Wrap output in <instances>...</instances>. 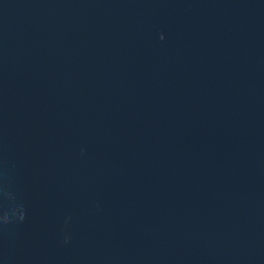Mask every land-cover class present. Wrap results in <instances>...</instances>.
Returning a JSON list of instances; mask_svg holds the SVG:
<instances>
[{
	"label": "water",
	"instance_id": "obj_1",
	"mask_svg": "<svg viewBox=\"0 0 264 264\" xmlns=\"http://www.w3.org/2000/svg\"><path fill=\"white\" fill-rule=\"evenodd\" d=\"M0 264H264V0H0Z\"/></svg>",
	"mask_w": 264,
	"mask_h": 264
}]
</instances>
